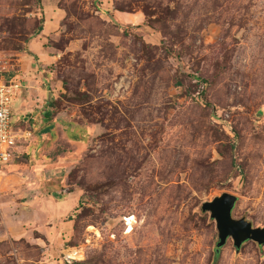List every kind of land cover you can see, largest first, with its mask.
<instances>
[{"label": "rangeland", "instance_id": "rangeland-1", "mask_svg": "<svg viewBox=\"0 0 264 264\" xmlns=\"http://www.w3.org/2000/svg\"><path fill=\"white\" fill-rule=\"evenodd\" d=\"M0 70V264H264V0H0Z\"/></svg>", "mask_w": 264, "mask_h": 264}, {"label": "water", "instance_id": "water-1", "mask_svg": "<svg viewBox=\"0 0 264 264\" xmlns=\"http://www.w3.org/2000/svg\"><path fill=\"white\" fill-rule=\"evenodd\" d=\"M235 200L234 196L222 193L200 204V211L208 213L209 218L214 222L217 234L214 253L218 252L227 238L231 239L235 250L245 241H251L264 247V227H253L243 218H231L230 214Z\"/></svg>", "mask_w": 264, "mask_h": 264}, {"label": "built area", "instance_id": "built-area-1", "mask_svg": "<svg viewBox=\"0 0 264 264\" xmlns=\"http://www.w3.org/2000/svg\"><path fill=\"white\" fill-rule=\"evenodd\" d=\"M5 71L0 70V166L8 163L15 143V134L12 129V108L21 95V87L15 77L4 79ZM122 78L112 85L111 95L117 96L125 90Z\"/></svg>", "mask_w": 264, "mask_h": 264}, {"label": "trees", "instance_id": "trees-1", "mask_svg": "<svg viewBox=\"0 0 264 264\" xmlns=\"http://www.w3.org/2000/svg\"><path fill=\"white\" fill-rule=\"evenodd\" d=\"M49 114H44V118H48Z\"/></svg>", "mask_w": 264, "mask_h": 264}, {"label": "crops", "instance_id": "crops-1", "mask_svg": "<svg viewBox=\"0 0 264 264\" xmlns=\"http://www.w3.org/2000/svg\"><path fill=\"white\" fill-rule=\"evenodd\" d=\"M31 48L33 49V46L30 44L29 49H31Z\"/></svg>", "mask_w": 264, "mask_h": 264}]
</instances>
